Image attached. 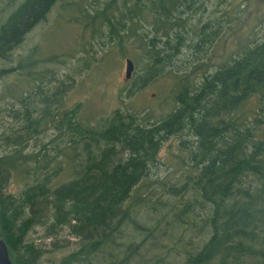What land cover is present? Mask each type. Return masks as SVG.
Wrapping results in <instances>:
<instances>
[{"label": "trees", "instance_id": "1", "mask_svg": "<svg viewBox=\"0 0 264 264\" xmlns=\"http://www.w3.org/2000/svg\"><path fill=\"white\" fill-rule=\"evenodd\" d=\"M58 1L21 0L0 23V81L13 72L38 78L33 61H26L29 55L16 63L6 61ZM205 3L111 0L85 18L98 30L107 26L110 41L119 46L130 39L141 41L151 65L145 70L147 81L157 74L158 63L168 64L182 54V45L190 47L197 38L196 52H202L212 44L215 36L204 38L208 22L188 16L198 14ZM134 25L142 30L132 29ZM145 26L150 30L143 31ZM197 61L199 71L210 65L202 57ZM196 73L190 70L191 87L178 90L177 106L157 121L149 114L118 109L91 124L80 117L79 106L59 110L62 91L54 93L61 97L58 102L45 97L40 86L0 105L14 118V125L0 135V237L13 264H142L133 258L140 256L137 250L146 247L147 239L125 246L119 237L133 223L135 207L142 202L138 197L144 196L137 192L150 187L148 178L162 145L172 137L188 153L190 166L183 180L163 188L169 196L167 209L153 212L171 213L168 227L190 229L200 220L198 233L208 237L201 247L185 251L183 264H264V41L254 40L214 72L202 77ZM40 101L44 108H39ZM54 122L57 140H68L52 152L39 139L44 126ZM15 183L22 187L18 193L10 190ZM186 196L181 207L177 198ZM36 227L44 228L42 237L51 239L53 247L29 238ZM63 231L75 239L74 245L63 242ZM161 237L156 234L154 242ZM53 252L61 255L45 263V255ZM170 253L149 258L165 260Z\"/></svg>", "mask_w": 264, "mask_h": 264}, {"label": "rangeland", "instance_id": "2", "mask_svg": "<svg viewBox=\"0 0 264 264\" xmlns=\"http://www.w3.org/2000/svg\"><path fill=\"white\" fill-rule=\"evenodd\" d=\"M20 1L0 0V23ZM104 1L111 0H59L47 18L27 34L22 45L16 48L11 58L6 61L7 64L16 63L19 58L29 55L26 61H33V66H36L33 69L34 76L38 78L13 72L3 82L0 81V105L5 106L16 101L15 96L22 92L32 94L37 91V86H40L39 91H43L45 97L49 96L58 102L61 97L54 93L57 90L62 91V100L57 102L59 110L79 106L80 117L91 124L100 123L118 109L142 116L149 114L152 121H157L166 117L177 106L175 96L178 90L185 85L191 87V69H197L196 77H202L203 74L214 72L231 60L254 40L264 41V0H205V6L198 10V14L188 16L193 22L200 19L203 23L208 22L204 38L215 36L212 44L202 47V52H196L197 38L191 42L190 47L182 45V54L173 57L168 64L166 60L164 63H158L157 74L145 81V70L150 69L151 65L141 41L130 39L123 46H119L110 41L107 26L98 30L94 21L85 18L90 11L94 13L95 9L101 8ZM136 27L142 30L140 25H134L132 29ZM144 30L149 31L150 28L145 26ZM203 44L202 42V46ZM201 57L202 62L210 65L206 68L202 66V71H199L197 59ZM128 58L135 64L130 78H127L126 74ZM6 96L7 98L3 99ZM44 106L40 101L39 108ZM54 107H57V104ZM10 125H14V118L0 107V135L3 129ZM58 134L56 122L49 123L44 126L39 141L48 144L47 149L52 148V152H55L54 147L61 148L68 140V137L57 140ZM182 141H185L184 138ZM178 144L179 139L176 137L163 143L159 153L160 159L157 166H153L148 178L147 185L150 187L137 192L139 196L144 195L138 197L142 202L135 207L133 223L123 227L119 237V241L125 246L136 245L147 239L146 247L137 250L140 256L133 258L142 260V264H183L185 251L191 250L192 247H201L208 238L202 232L198 233L202 228L200 220L197 226L190 229L186 226L168 227V222L172 219L171 213L153 212L156 207L167 209L164 205L170 204L169 196L163 188L167 189L168 186L183 180L184 170L190 166L188 153L180 150ZM66 152L72 155L71 151ZM59 159L62 160L63 157ZM66 159L67 156H64L65 164L70 166L71 163ZM166 184L168 186H165ZM21 189L16 183L10 187L15 193ZM188 198H177V202L184 207L183 204ZM178 213L182 214L179 210ZM196 214L202 216L201 207L196 208ZM146 225L147 231H141ZM43 234L44 228L36 227L30 231L29 238L36 243L53 247L52 240L44 239ZM156 234L164 235L160 243L158 240L154 242ZM60 238L68 245H74L75 239L70 238L67 231H63ZM62 240L60 244L63 243ZM68 250L63 249L62 252ZM169 252L171 253L166 255L165 260H153L155 257L150 259V256ZM142 253L146 255L145 258L141 256ZM60 255L58 252L47 253L44 262L48 263V258ZM143 260L148 262L144 263Z\"/></svg>", "mask_w": 264, "mask_h": 264}, {"label": "water", "instance_id": "3", "mask_svg": "<svg viewBox=\"0 0 264 264\" xmlns=\"http://www.w3.org/2000/svg\"><path fill=\"white\" fill-rule=\"evenodd\" d=\"M127 78L132 76V73L135 68V64L132 59H127ZM0 264H13L12 259L10 257L9 248L3 238L0 237Z\"/></svg>", "mask_w": 264, "mask_h": 264}]
</instances>
